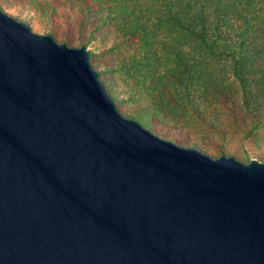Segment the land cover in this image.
Wrapping results in <instances>:
<instances>
[{
  "label": "water",
  "instance_id": "obj_1",
  "mask_svg": "<svg viewBox=\"0 0 264 264\" xmlns=\"http://www.w3.org/2000/svg\"><path fill=\"white\" fill-rule=\"evenodd\" d=\"M0 264H264V163L152 133L0 8Z\"/></svg>",
  "mask_w": 264,
  "mask_h": 264
},
{
  "label": "trees",
  "instance_id": "obj_2",
  "mask_svg": "<svg viewBox=\"0 0 264 264\" xmlns=\"http://www.w3.org/2000/svg\"><path fill=\"white\" fill-rule=\"evenodd\" d=\"M66 1L62 12L57 0L0 8L34 32L85 45L89 57L114 54L92 66L118 107L131 106L119 107L127 117L168 121L210 142L225 139V115L242 109L252 117L244 137H255L264 155V0Z\"/></svg>",
  "mask_w": 264,
  "mask_h": 264
},
{
  "label": "rangeland",
  "instance_id": "obj_3",
  "mask_svg": "<svg viewBox=\"0 0 264 264\" xmlns=\"http://www.w3.org/2000/svg\"><path fill=\"white\" fill-rule=\"evenodd\" d=\"M57 1L60 3V8H61L59 9V12H62L63 10L67 9V6L63 4L68 3L69 1L66 0H57ZM31 2L32 0H0V6L4 7L7 10L13 11L18 4L31 3ZM18 14H20L22 18L25 19L29 17V15L24 14V12ZM58 24L59 26L68 28L67 25L61 24V21H59ZM40 26L41 25L36 24L37 29H39ZM113 57L114 54L104 55L102 52H97L92 57H90V61L92 62V65L96 68L100 66L104 67L106 61H108ZM112 75L113 74L111 73L104 72L102 74V78L110 77ZM119 107L124 112H129V110L131 109V106L128 105L126 102L120 103ZM225 110L228 109H224L223 111ZM228 113H232V116L229 115ZM225 116L229 120V124L226 125L227 133L225 134V139H222L221 136H218L217 138L211 137L209 138L210 142H208L205 139H203L204 141H202L201 139H197V137L192 135L191 132L185 130L184 131L175 130L173 128L175 125H172V123L168 121L148 118V119H138V122L143 127H145L146 129L150 130L152 133L160 137H163L165 139L167 138L172 139L173 141L180 143L181 145H190V146H195L197 148L198 146H200L204 149L205 152H207L208 154H212L214 156H220L222 154H225V155H232L243 162H248L252 158L263 161L264 160V155L262 153L263 150L257 143H254L256 138L244 137L245 131L247 130L244 128V126H248L247 128L250 127L249 124H251L252 117L247 116L245 111H243L242 109H238L237 113L236 111L231 112L230 110L227 112ZM257 135L260 136L261 140L264 139V131L257 130ZM260 139H258L259 141L257 142L261 144ZM222 149L224 150V152H222Z\"/></svg>",
  "mask_w": 264,
  "mask_h": 264
}]
</instances>
